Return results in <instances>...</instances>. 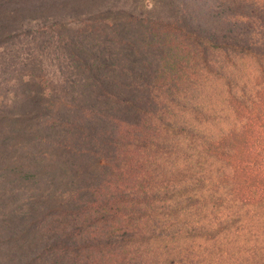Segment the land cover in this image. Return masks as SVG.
Returning <instances> with one entry per match:
<instances>
[{
  "label": "trees",
  "instance_id": "16d2710c",
  "mask_svg": "<svg viewBox=\"0 0 264 264\" xmlns=\"http://www.w3.org/2000/svg\"><path fill=\"white\" fill-rule=\"evenodd\" d=\"M38 1L0 0V47ZM136 3L37 32L81 74L0 106V264H264V0Z\"/></svg>",
  "mask_w": 264,
  "mask_h": 264
},
{
  "label": "rangeland",
  "instance_id": "374dc122",
  "mask_svg": "<svg viewBox=\"0 0 264 264\" xmlns=\"http://www.w3.org/2000/svg\"><path fill=\"white\" fill-rule=\"evenodd\" d=\"M136 7V0H41L32 2L28 14L18 24V26L24 25L22 27L23 31L19 32L21 35L8 39L6 45L0 47V106L9 105L10 112L15 114L24 113V111L31 108L34 100L24 97V94H22L23 85L20 83L30 76L41 78L40 81L44 85L40 84L51 94V98L45 102L46 105L57 104V106L64 107L65 103L70 104L73 101V92L77 90L75 82L81 71L68 60L64 52H61L57 47L55 48V45L46 36V33L39 36L40 33H37L39 29L44 26L46 28L47 25L53 22L70 21L71 23H78L83 19L95 16L96 14L93 15L94 13L100 12L99 10L103 9L125 8L128 11H132ZM156 15L162 18H169L170 16L169 13H162L161 11H157ZM234 21H237V19ZM228 25L227 27H230V24ZM251 38L252 44L256 43V40L259 39L256 37V34L251 35ZM254 48L256 50L264 49V40L254 44ZM111 50L112 53H115L117 49L113 48ZM105 54H107L110 61L114 62V59H111L108 53ZM126 59L127 57L123 60ZM116 61L115 64L118 65L119 69L117 67L115 70L125 73L120 64L124 66L128 64L122 62V60ZM77 106L80 109V107L85 105L83 102L77 101ZM64 112L65 109L60 113L63 114ZM6 114L8 115V112ZM40 148V154L46 153V148ZM1 179L2 177H0ZM66 181L70 182V177ZM77 182L64 184V187L60 190L76 195L75 192L78 187L87 188L89 183H91V179L87 176ZM36 186L39 188L43 184L37 182ZM20 190L22 192L18 193L13 202L15 201L20 205L27 204L34 195L32 194L34 188L31 185H23ZM83 192L84 194L87 193L85 190Z\"/></svg>",
  "mask_w": 264,
  "mask_h": 264
}]
</instances>
